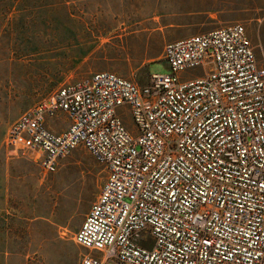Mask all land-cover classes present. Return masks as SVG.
Segmentation results:
<instances>
[{"label":"built area","instance_id":"2783aa9c","mask_svg":"<svg viewBox=\"0 0 264 264\" xmlns=\"http://www.w3.org/2000/svg\"><path fill=\"white\" fill-rule=\"evenodd\" d=\"M161 57L169 72L145 84L100 71L60 86L9 142L47 172L79 146L105 171L74 234L79 264H264V64L239 23Z\"/></svg>","mask_w":264,"mask_h":264},{"label":"rangeland","instance_id":"374dc122","mask_svg":"<svg viewBox=\"0 0 264 264\" xmlns=\"http://www.w3.org/2000/svg\"><path fill=\"white\" fill-rule=\"evenodd\" d=\"M232 23L263 65L264 0H0V264H79L90 252L74 234L106 178L81 146L44 171L9 142L17 118L95 72L145 84L169 72L165 43Z\"/></svg>","mask_w":264,"mask_h":264},{"label":"crops","instance_id":"0c3cea01","mask_svg":"<svg viewBox=\"0 0 264 264\" xmlns=\"http://www.w3.org/2000/svg\"><path fill=\"white\" fill-rule=\"evenodd\" d=\"M62 122L64 123V124H67V118H65V117H63L62 118ZM52 123V128L53 129H58V128H60V126L58 125V122L57 121H53V122H51Z\"/></svg>","mask_w":264,"mask_h":264}]
</instances>
